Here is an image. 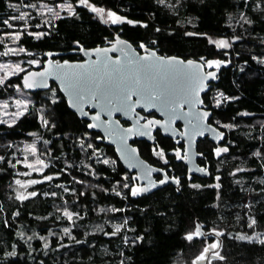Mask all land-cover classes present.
<instances>
[{
  "label": "trees",
  "instance_id": "1",
  "mask_svg": "<svg viewBox=\"0 0 264 264\" xmlns=\"http://www.w3.org/2000/svg\"><path fill=\"white\" fill-rule=\"evenodd\" d=\"M66 1L74 6L71 14L12 20L20 28L8 29L2 23L5 17L37 1L0 0V26L5 32L24 33L17 43L25 49L23 57L39 61L37 68L49 57L80 60L81 49L107 45L116 34L140 50L143 43L162 55L226 61L202 95L203 106L212 111L209 121L225 137L219 144L208 137L197 141V162L210 171L206 177L188 174L183 159L177 158L176 153L183 151L181 139L159 130L151 143L133 139L144 159L179 182L132 196L131 187L138 185L132 179L134 173L123 166L113 145L99 131L89 129V120L70 109L58 86L51 82L46 89H26L31 107L12 123L0 120V156L4 157L0 160V264H176L180 257L194 260L205 247L217 244L216 238L202 234L191 241L185 239L196 230V220L205 231L220 233L216 251L225 259L210 253L208 264H262L264 245L258 241L264 240V63L260 62L264 60V0H165L164 4L159 0H89L122 16L124 22L117 24L103 22L104 18L79 0ZM24 24L27 32L46 35L40 39L30 36ZM209 38L226 39L232 46L218 49ZM23 73L0 85V99L23 85ZM219 93L228 99L220 97L222 103L217 106ZM32 137L39 139V154L48 165L37 176L53 179H37L39 183L31 186L37 195L19 200L14 185L20 163L15 159L18 145ZM151 146L164 156L152 152ZM220 147L228 151L218 157L215 151ZM125 183L130 187L124 188ZM65 209L77 214L72 221L63 216ZM116 224L122 225L121 231L106 235ZM65 227L70 234L63 232ZM251 231L261 237L253 242L238 238ZM12 251L15 256H5Z\"/></svg>",
  "mask_w": 264,
  "mask_h": 264
},
{
  "label": "water",
  "instance_id": "2",
  "mask_svg": "<svg viewBox=\"0 0 264 264\" xmlns=\"http://www.w3.org/2000/svg\"><path fill=\"white\" fill-rule=\"evenodd\" d=\"M97 49L107 51H96ZM80 53L82 59L74 61H56L49 57L39 68L23 73L21 77L23 86L25 87V76L28 73H44L46 68L49 69L48 74L35 77L36 85L34 87L25 88L29 90L46 89L51 82H54L65 96L70 109L77 113L80 118L88 119L89 124H95V127L89 129L99 131L104 137V141L113 145L120 162L128 171L134 173L133 176L138 186L144 187L149 182L155 184V187L143 194H148L168 183L177 185L175 177L169 176L164 168L153 165L144 159L138 146L132 143L135 138L153 142L154 133L157 129L165 136L174 139L180 138L183 141V153L184 155L187 154L183 161L187 166L188 174H196L202 177L210 174L207 167L197 162V141L208 137L215 144H219L224 139L225 132L209 121L212 115L211 109L205 108L203 103L193 106L190 103H184V100L192 99L191 93L197 87L200 76L206 77L208 73L212 72L217 77L221 66L219 68H207L199 59L162 55L155 49L148 47L140 50L118 34L114 36L111 43L91 49H81ZM144 56H151L149 63L153 65L152 69L146 70L143 67V62H137V57ZM169 58H175V60ZM190 60L203 66L197 70L195 66L187 64V61ZM65 61L69 65H80L81 67H73L72 69L56 67L63 65ZM129 61L132 62L129 63ZM49 65L52 67L49 68ZM73 71L81 73L84 77L78 85L82 97L80 99H77L75 92L69 87L70 80L68 77ZM137 76L141 79L140 85L135 83ZM213 80L210 77L204 79L198 93L200 101L203 100L202 95L210 89ZM28 82L32 83L33 78L29 77ZM152 88H158L162 91L163 99L160 102L148 99V92ZM93 92L98 95L103 94V98L98 102L92 94ZM125 93L131 95V100L127 103L132 104V108H128L122 103ZM108 100L111 103H108ZM137 100L140 102L136 103ZM168 100H177L182 106L173 111L166 102ZM204 111L210 113L209 117L198 120L197 116ZM151 112H154L155 116L147 117L145 113ZM97 114L99 120L93 119ZM123 121H126L127 124H124ZM156 121L159 123L155 126L144 127L149 122ZM178 123L179 125H177ZM141 132L144 134H140ZM218 136L219 138H217ZM156 174H160L161 177L156 179ZM165 176L169 178L168 181L159 184V181ZM197 224L200 226L201 234L216 238L220 247L221 237L214 231H205L199 220H196ZM218 248L212 251H216ZM210 253L207 254V260H204V264H208Z\"/></svg>",
  "mask_w": 264,
  "mask_h": 264
},
{
  "label": "snow or ice",
  "instance_id": "3",
  "mask_svg": "<svg viewBox=\"0 0 264 264\" xmlns=\"http://www.w3.org/2000/svg\"><path fill=\"white\" fill-rule=\"evenodd\" d=\"M80 4L88 7L93 13H97L100 15V18L103 20V14L105 13V9L102 8V7H96L95 5L89 3V0H79ZM179 2V0H178ZM159 3L161 4H164L165 3V0H159ZM10 8H16V5H13V4H9L8 5ZM261 5L260 4H257V7H260ZM28 7L30 8H36L37 5L35 4H30L28 5ZM42 7H46L47 8V11L50 12V13H53V15L55 16H59V13L58 12H54V8L53 7H49L47 5H42ZM56 7H60V8H67L69 10V13L71 14L72 13V5L71 4H67V3H64V4H60V5H56ZM28 13L27 12H19L18 15L16 16H12L10 17L9 19H4L2 21L3 25L8 28V29H13L15 27H17L16 25H14L13 23H10V20H13V21H25L26 20V17H28ZM107 17H108V20H104L103 22L105 23H108L109 21L113 24H117V23H122L124 22L123 21V18L118 16L116 12L114 11H111V10H108L107 11ZM128 23H132V21H127ZM24 28H25V32H27V25L24 24L22 25ZM36 27H39V25H36ZM157 31H159V29H157ZM24 33H21L19 31H14V32H3V35L4 36H8V37H12L14 41H19L21 39V36L23 35ZM28 35L30 36H35L37 39H40L42 36L46 35V33H42V32H37V33H33V32H27ZM188 35H192L191 33H189ZM239 39V38H237ZM126 43V42H124ZM209 43L211 44H214L216 48L218 49H228L230 48L232 45L230 44L229 41L227 40H211L209 38ZM141 48H144L145 45L142 43L140 45ZM25 49L24 48H19V52H24ZM96 51H107V50H100V49H97ZM10 54H17V49H14V48H9L7 51L5 52H0V56H9ZM152 55L154 56V53H152ZM170 60H175V58H169ZM137 62H143V67L146 69V70H150L152 69L153 65L151 63H149V61L151 60V56H144V57H137L136 58ZM201 61H203L204 63H206V65L208 67H213L215 66L216 68H219L222 64H225L226 61H222V60H207L205 61L203 57H201ZM132 61H129V63H131ZM261 63H264V60L260 61ZM27 63H30V64H35V63H38V61L36 60H29L27 61ZM187 64L189 66H195L197 68V70L199 69V67H202L203 65L202 64H198L197 62H194V61H187ZM8 67H11V65H3V64H0V68H8ZM52 65H49V68H51ZM56 67L58 68H69V69H72L73 67L75 68H79L81 67L80 65H76V66H72V65H69V63L67 61L64 62L63 65H57ZM23 69L20 67L19 64H16L15 65V72H18V73H23ZM48 71L49 69H45L44 73H28L26 76H25V87H28V88H31V87H34L36 85V80H35V77H42L46 74H48ZM14 73H8L7 75L3 76L2 78H0V85H3L5 84V81L8 79V76L9 75H13ZM29 77H32L33 78V82L32 83H29L28 82V79ZM212 78V79H215L216 78V74L215 73H208L207 76H200L198 78V85L195 89H193L191 95H192V99L191 100H184V103H190L192 104L193 106H195L196 104H202L203 101H200L198 99V93H199V90H200V86L203 85V81L204 79L206 78ZM68 79L70 80V83H69V87L75 92V95L77 97V99H80L82 98L81 97V92L79 91V83L84 79L83 75L81 73H77V72H72L71 76L68 77ZM135 83L137 85H140L141 83V79L139 76H137L136 80H135ZM95 98L97 99V101L99 102L102 98H103V94H97L95 92L92 93ZM220 97H223L224 99H228V97H225L223 93H219L218 94V98L216 99V105L219 106L221 103H222V100L220 99ZM148 99L150 101H154V102H160L162 99H163V93L161 90H159L158 88H152L149 92H148ZM131 100V95L129 93H125L123 98H122V103L125 104L128 108H132L133 105L132 104H128L127 102ZM140 101L137 100L136 103H139ZM169 106L172 108L173 111H175L176 108L182 106L180 104L179 101L177 100H168L166 101ZM108 103H111L110 100H108ZM17 104L19 106L20 102L17 101ZM19 116H23L24 115V112H20L18 113ZM210 113L207 112V111H204L202 114L198 115L197 116V119L198 120H204L205 118L209 117ZM93 119L95 120H99V115L97 114V116L93 117ZM44 125L47 126L48 125V121L47 120H44L43 121ZM159 123L158 121L156 122H149L148 124H146L144 127L145 128H150V127H153L155 126V124ZM219 123V122H218ZM96 125L95 124H89L88 127L89 128H92V127H95ZM225 127H232V125H225ZM209 128H211V126L209 125ZM128 131H131V130H128ZM140 134H144L143 132H141ZM203 134V133H201ZM219 138V136L217 137ZM89 148L92 147V145H88ZM33 152L35 151V148H32L31 149ZM155 152V149L153 150ZM228 149L225 147V148H217L216 151H215V154L219 157L221 155V153L223 152H227ZM156 155L160 156V157H163L164 156V152L161 150L160 152H156ZM177 155V158L178 159H184L186 157V153L184 156H182L180 154V152H177L176 153ZM202 155V154H201ZM255 155H261L260 152H257L255 153ZM4 159V157L0 156V160ZM39 163L41 165H43V167H47L48 165L44 164V161L43 160H40ZM104 164H108L110 163V161L108 160H104L103 161ZM114 163V161L112 162ZM165 163H167V161H165ZM13 167H15V165H13ZM28 167L32 168L33 165L29 164ZM43 167L38 169L39 171H43ZM35 170V169H34ZM151 171V170H150ZM237 171H243L242 169H237ZM59 174V172L57 173V175ZM150 174V172H149ZM232 175H235V173H232ZM45 180H52L53 177L52 176H45L44 177ZM125 179H128V177L126 176ZM132 179H135L134 177ZM168 177L165 176L164 179H161L159 181V184H164L168 181ZM217 179H219V177H217ZM177 182H179L177 180ZM17 184H20L21 182L19 180L16 181ZM31 184H36V183H39V181H36V180H33V181H30ZM119 183V182H118ZM193 187H199L198 185H192ZM124 188H129L130 187V184L129 183H125L123 185ZM153 187H155V184H153L152 182H149L146 186L144 187H131V195L132 196H138V195H141L143 193H147L150 191V189H152ZM216 187H219V185H216ZM65 191H67V189H65ZM30 196H36L37 193L36 192H31L29 194ZM53 196L56 195V193H52ZM116 195H120L119 192H116ZM16 199H19V200H25L27 199V197L23 196V195H20V194H17L16 196ZM2 210V209H0ZM103 211V210H101ZM113 211H116V209H113ZM74 215H77L75 213H72V212H69L67 209H65V211L63 212V216L66 217L69 221H72L73 220V217ZM125 223H127V220H125ZM256 223V220L253 219L252 220V225H254ZM252 225H249V227H251ZM121 228H122V225L120 224H116L114 225V231H112L111 233H105L106 235H112V236H116L117 233H119L121 231ZM63 232L68 235L70 234V229L65 227L63 229ZM217 235H219L220 233H216ZM49 235H54V233L50 232ZM201 235V232H200V226L199 224L196 225V230L194 232H189L188 234H186L185 236V239L191 241L193 240L194 237H197V236H200ZM41 239H44V237H40ZM240 240H248L250 242H253V237L251 236H240L238 237ZM261 245H264V240H259L258 241ZM77 243H80V241H77ZM44 247L45 248H48V244L45 243L44 244ZM219 245L218 244H211L209 245L208 247H205L198 256H196V258L192 261V264H198L199 261H204V260H207V256L205 255L206 253H209L211 251V254L212 256L214 257H217L218 259L220 260H224L225 257L222 256L219 252L217 251H212L216 248H218ZM13 248H15V245H13ZM16 253L15 251H12V252H7L5 253V256L7 257H11V256H15ZM262 264H264V262H262Z\"/></svg>",
  "mask_w": 264,
  "mask_h": 264
},
{
  "label": "rangeland",
  "instance_id": "4",
  "mask_svg": "<svg viewBox=\"0 0 264 264\" xmlns=\"http://www.w3.org/2000/svg\"><path fill=\"white\" fill-rule=\"evenodd\" d=\"M36 1H37L35 3L37 5L36 8H30L27 6L23 10H19V12H27L29 14L28 17H26V20H25L26 22L37 16L40 17V19L42 20L47 19L51 16H55L53 15V13L48 12L46 7H42V5L53 7L54 12H58L59 15L69 13V10L67 8L56 7V5L67 3V4L72 5V11L74 9L73 4L66 0L65 1L36 0ZM107 11L108 10L105 9V13L103 14V18L105 20H108ZM19 12H13L12 15L5 17V19H9L12 16H16L19 14ZM19 22H22V21H19ZM10 23L14 24L15 22L10 20ZM14 25L17 26L15 28L17 29L20 28V25L18 24H14ZM2 27L4 26H0V52H5L9 48H14V49H17V54L15 55L10 54L9 56H0V64L11 65V67H8V68H0V78L7 75L8 73H14L13 75L19 74L18 72H15L16 64H19L23 70L27 69L29 66H33L31 69L37 68L39 66V61L38 63H35V64L27 63V61L32 60V59L23 57L24 56L22 55L23 52H19V48L21 47L18 45L17 41H14L12 37L4 36L3 32L5 31H3ZM14 31H18V30L14 29L12 31H7V32H14ZM216 40H221V39H216ZM223 40H226V39H223ZM47 55L49 56V54ZM204 64L207 68H210L206 65V63ZM13 75H9L8 77L13 76ZM13 91L14 92L11 96L0 99V120L6 123L14 122L17 119V117H19L18 113L27 111V109H29L32 104L31 96L29 95V93L26 92V88L23 85L15 86ZM17 101L20 102L19 106L17 104ZM41 115L42 114H40V116ZM38 141L39 139L37 137H32L31 139L25 140L24 142H21L20 145H18V149L20 148V152L18 154V157H16L15 162H19L20 167L19 169H17V172L19 175H17L15 179V185H14V191H15L14 193L16 195L20 194L25 197L28 196L31 192H34L31 188L33 184H31L30 181L37 180V179L42 180L44 178L42 176L41 177L37 176L41 172L38 169L43 167V165H41L39 161L43 160L44 164L47 165L45 158L39 154ZM32 148H35L34 152L31 150ZM153 148L156 149L155 146H153ZM220 148H223V147H220ZM156 151L157 150H155L154 153H156ZM182 156H184L183 151H182ZM29 164L33 165V167L32 168L28 167ZM17 180H19L21 183L17 184L16 183ZM133 187H139V186L134 185ZM240 236H251L253 237V240L261 237L260 233H255L254 231H251V233H248V234H241ZM192 261L193 259H188L186 257H180L177 260L176 264H192ZM202 262L203 261H199L198 264Z\"/></svg>",
  "mask_w": 264,
  "mask_h": 264
},
{
  "label": "flooded vegetation",
  "instance_id": "5",
  "mask_svg": "<svg viewBox=\"0 0 264 264\" xmlns=\"http://www.w3.org/2000/svg\"><path fill=\"white\" fill-rule=\"evenodd\" d=\"M151 113H152V112H151ZM145 114H146L147 117H150V116H148V114H150V113H145ZM157 130H159V129H157ZM157 130H156V131H157ZM159 131H160V130H159ZM154 134H155V133H154ZM135 139H136V138H135ZM179 139H180V138H179ZM137 140H145V139H137ZM133 144H134V143H133ZM153 149H154L153 146H151V150H152V152H154ZM155 150H156V149H155ZM155 177H156V179H159V178L161 177V175H160V174H156Z\"/></svg>",
  "mask_w": 264,
  "mask_h": 264
}]
</instances>
